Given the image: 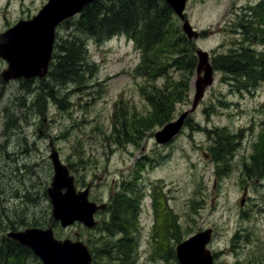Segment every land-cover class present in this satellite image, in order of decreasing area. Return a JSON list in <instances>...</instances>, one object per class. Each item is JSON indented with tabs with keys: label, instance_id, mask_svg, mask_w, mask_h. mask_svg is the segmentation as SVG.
I'll return each instance as SVG.
<instances>
[{
	"label": "rangeland",
	"instance_id": "obj_1",
	"mask_svg": "<svg viewBox=\"0 0 264 264\" xmlns=\"http://www.w3.org/2000/svg\"><path fill=\"white\" fill-rule=\"evenodd\" d=\"M5 1L0 0V15L10 21L12 16L36 15L48 0H10L8 10ZM259 2L187 0L185 18L201 34L190 40L194 50L207 52L209 59L226 53L240 39L235 27L242 11ZM173 19L185 38L182 22L175 15ZM65 27L56 28L55 45L71 34ZM4 28L1 21L0 31ZM86 45L85 62L94 70L89 76V69L84 68L85 84L57 81L50 74L52 67L42 80L0 81V210L10 215L17 211L22 217L11 227L52 223L51 204L46 207L41 202L52 178L48 166L52 144L77 184L82 188L90 184L93 196L103 202L120 194L121 181L131 177L138 178L134 183L146 190L136 234H108L104 229L108 222L100 218L95 232L79 223L64 229L56 222V237L82 238L96 257L112 258L116 264L120 256L115 243L124 237L122 251L128 257L123 264H178L176 245L210 229L207 248L216 264H264V165L256 162L264 148V83L251 93L238 92L215 73L189 125L155 149L151 137L159 128L134 132L133 140H127L124 130L129 133L134 116L149 112L143 90L147 93L156 85L161 89L179 73L170 70L157 83L137 75L139 52L122 35L101 44L86 39ZM252 49L263 50L261 46ZM6 68L0 64V73ZM194 83L195 71L188 104L176 106L173 120L191 107ZM214 150L222 155L223 166L214 163ZM142 163L148 166L140 167ZM155 182L156 222L148 199ZM8 203L15 206L4 209ZM25 203L27 207L21 205ZM116 207L123 208L122 202ZM0 222V229H5L6 222ZM134 240L136 249L132 250ZM16 258L18 264H41L33 254L22 251ZM6 261L17 264L2 255L0 264Z\"/></svg>",
	"mask_w": 264,
	"mask_h": 264
},
{
	"label": "trees",
	"instance_id": "obj_2",
	"mask_svg": "<svg viewBox=\"0 0 264 264\" xmlns=\"http://www.w3.org/2000/svg\"><path fill=\"white\" fill-rule=\"evenodd\" d=\"M173 18L174 14L164 0H95L78 15L61 23L71 30V34L55 45L56 55H53L50 74L53 72L57 81L65 84H85L88 79L84 78V68L89 69V76L94 70L93 65L85 62L86 39L101 44L114 36H125L139 52L140 63L135 69L137 75L157 83L159 78L165 79L170 70L179 73L176 79L168 78L161 89L156 85V88L150 87L147 93L146 89L143 90L149 112L140 118L134 116V125L128 127L129 133L124 130L123 135L127 140H133L134 132L160 128L173 119L178 104L188 102L196 64L193 42L184 38ZM240 20L235 27L239 30V41H233L232 48L226 53L215 54L211 65L214 72L236 91L251 93L264 83V0L244 9ZM254 46H261L263 50L257 52L252 49ZM127 123H130V118ZM189 123L190 115L184 125ZM213 160L216 165L223 166L224 159L217 150L213 151ZM256 162L257 165H264V148L259 151ZM143 166H148V163L140 165ZM157 203L156 198V206ZM162 210L165 211L161 207ZM120 216L116 214L113 226L122 225L123 217L121 219ZM20 251L32 254L29 249L2 234L0 257L11 258L18 264L16 257Z\"/></svg>",
	"mask_w": 264,
	"mask_h": 264
},
{
	"label": "water",
	"instance_id": "obj_3",
	"mask_svg": "<svg viewBox=\"0 0 264 264\" xmlns=\"http://www.w3.org/2000/svg\"><path fill=\"white\" fill-rule=\"evenodd\" d=\"M95 0H48L36 16L29 21H20L13 28L0 35V58L8 67L1 73L2 79L15 80L19 77H42L46 74L52 58L55 29L63 21L80 13L85 6ZM173 13L183 21L181 29L188 40L198 39V33L184 17L187 0H164ZM197 79L191 108L175 121L169 122L155 134L156 143L166 144L180 131L185 119L197 108L205 90L213 81V69L208 61V53L196 50ZM203 72V77L200 74ZM53 176L48 197L51 203V216L66 228L75 222L87 228L95 226L93 214L105 209L88 202L87 190L77 192L73 177L62 164L54 149L49 155ZM20 245L29 248L42 264H90L87 247L79 241L54 238L52 227L47 229H27L23 232L7 234ZM211 238V230L199 232L176 246V259L179 264H212V258L205 249Z\"/></svg>",
	"mask_w": 264,
	"mask_h": 264
},
{
	"label": "flooded vegetation",
	"instance_id": "obj_4",
	"mask_svg": "<svg viewBox=\"0 0 264 264\" xmlns=\"http://www.w3.org/2000/svg\"><path fill=\"white\" fill-rule=\"evenodd\" d=\"M11 4L10 0L5 1L6 5V10H8L9 5ZM2 16L0 15V24L1 21H3V24L5 25V28L0 31V35L3 34L4 32H6L8 29L12 28L13 26H15L19 21H27L29 19H31L32 17H23L20 19H16L15 16H12L10 19V21L6 18H1ZM0 64H2L3 66H7V63L5 60L0 58ZM48 74V72L40 78H24V77H19L18 79H22L23 81L25 80H31V79H43L46 75ZM16 79V80H18ZM3 80L1 77V73H0V81ZM5 82V81H4ZM151 139L153 140V138L151 137ZM135 145V144H134ZM155 145V149H156V143L154 142ZM50 152L52 149H54L52 147V144H50ZM55 150V149H54ZM57 153V152H56ZM58 155V153H57ZM59 157V155H58ZM156 156L153 157V160H155ZM50 160V159H49ZM48 166L52 168L51 166V162L50 164L48 163ZM52 177V175H51ZM74 179V185L77 191H81V190H85L87 189V199L89 202L94 203L96 205H100L102 203L105 204L106 208L103 210H96L94 215H93V219L96 222V225L94 226V228L92 229L93 232H95L98 227L99 224V219L101 218L103 221H107L108 225L104 226L105 231L108 234H120V235H127L128 233H135L137 232L138 226H139V218H140V212H141V205H142V201L145 197V186H139L137 187V183H134L135 180H139L136 177H131V179L129 181H125L122 184L123 186V190L121 191L120 194H117L113 197V199H107L104 202L101 201L100 198L98 197H94L93 196V190L91 188L90 184H86L85 187H81L77 184L75 178ZM49 184V183H48ZM47 184V186H48ZM48 188L46 187L44 190V193H42L41 195V202H45V205L47 207L48 202L49 201V197H48ZM149 193H148V199L150 201V208L152 209L153 212V219L156 222V182H155V188L154 189H149ZM112 198V197H111ZM11 202V201H9ZM122 202V207L121 211H119L120 208L116 207V204L119 205V203ZM21 203V201H20ZM21 205H25L26 207L28 206L26 203L25 204H21ZM50 205V204H49ZM15 206V205H14ZM13 206V207H14ZM11 210L12 208L10 207V204L8 203L7 206H4V209ZM24 209H22L21 211H23ZM26 209L24 210L23 213H25ZM17 211H13L12 214L10 215L9 213H7L5 210H0V221L3 220L4 222H6V226L5 229H0V233L1 236L2 234L6 235L8 233H13V232H23L27 229H45L47 227H39L38 225H29L28 223H23V224H19L16 227H11V225H16L18 223V220L20 218H22L20 215H16ZM116 214H120L123 219L122 221V225L120 227H115L113 226V222L115 219ZM16 216V217H15ZM24 218V217H23ZM1 223V222H0ZM53 224H51L52 226ZM1 236H0V240H1ZM124 237L121 240H118L115 243V251L119 253V259L117 262H119V264H123V262L126 260V258L128 257L127 254H125L122 251V244L124 242ZM10 240V239H9ZM78 240L82 241L86 247L87 250L90 254V264H116V262L112 259V258H98L96 257V253L95 251L91 248L90 243L83 241L82 238H78ZM131 249L134 250L136 249V241L134 240V242H132L131 245ZM128 251H130V248L128 249ZM138 259V258H135ZM213 264L215 263V258L213 259Z\"/></svg>",
	"mask_w": 264,
	"mask_h": 264
}]
</instances>
